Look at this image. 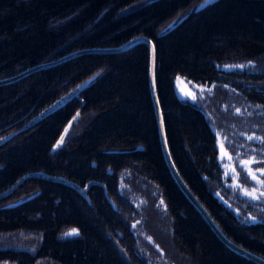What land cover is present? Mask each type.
<instances>
[{
	"label": "trees",
	"instance_id": "16d2710c",
	"mask_svg": "<svg viewBox=\"0 0 264 264\" xmlns=\"http://www.w3.org/2000/svg\"><path fill=\"white\" fill-rule=\"evenodd\" d=\"M199 1L0 0V79L79 48L113 46L133 36H148L155 47V81L168 147L180 175L197 196L198 190H205L201 176L208 170L206 157L214 152L213 140L194 103L176 95L175 76L233 83L224 78L230 73L223 75L217 68L222 63L214 60L226 57L223 61L234 62L244 60L243 53H252L255 64L264 63L260 58L264 56V0H214L186 18L188 6L195 7ZM147 49L146 43L138 41L123 51H86L0 83V137L11 134L0 143V192L32 170L63 176L72 183L28 175L0 196V264L41 263V249L31 254L27 239L36 240L44 232L47 238L52 232L48 239L55 264H124L114 239L130 252L132 236L104 233L107 226L121 229L128 222L111 215L107 205V215L96 212L101 219L107 217L104 229L99 217H90L94 226L83 231L81 242L63 231L65 224L76 226V218H86V210H81L85 198L94 195L89 192L92 187L100 193L106 190L114 209L110 211L122 214L112 195L118 193L115 183L129 172L136 177L127 179L129 189L146 195L156 191L165 202L168 230L154 222L157 216L151 203L146 206L153 215L149 216L153 230L173 234L176 229V243L189 242L203 264H246L231 258L234 253L206 228L170 174L149 90ZM89 77L60 108L22 128ZM66 125L63 143L54 149ZM136 143L142 147L133 148ZM91 179L97 182L87 185ZM260 234L257 240L264 245V232ZM53 235L60 242H54ZM170 246L169 241L166 249Z\"/></svg>",
	"mask_w": 264,
	"mask_h": 264
},
{
	"label": "flooded vegetation",
	"instance_id": "af4514ba",
	"mask_svg": "<svg viewBox=\"0 0 264 264\" xmlns=\"http://www.w3.org/2000/svg\"><path fill=\"white\" fill-rule=\"evenodd\" d=\"M247 64L246 60H239L217 66L218 69L226 73H222L223 75L230 73L224 78H230L233 83L226 82L224 79L219 81L213 79L210 82L199 81L198 84L205 88L198 89L199 93L195 91L196 95L193 101L186 100L194 103L201 112L199 113L202 114L214 146L213 154L206 158L212 169L204 171L201 176L205 183V190L197 189L200 195L197 194L198 197H196L229 239L248 252L264 257V245L257 240V235L264 232V106L261 103V101L264 102V87L257 83L252 85L258 81L253 80L251 83V80L246 79L247 76L237 75L247 74L248 71L238 72L239 69L235 67L243 66L242 68H244ZM252 67L255 68L254 62H252ZM252 76L250 75V77ZM218 82L223 84L219 85ZM243 85H252L253 94L249 89L245 90ZM221 88H225V92ZM141 147L140 144L137 148ZM126 155L131 154L127 152ZM205 172H209V174ZM126 176L130 181L136 178L132 172L127 173ZM120 180L119 178L115 183L118 193L112 196L122 206L123 210L120 212L122 214L110 211L113 207L106 190L100 193L92 187L89 192L94 195L85 198L86 204L81 210H86V218H76V226L68 227L65 224L67 228L63 234L76 236V240L81 242L84 238L83 231L94 226L95 220L91 221L89 218H98L97 211L103 212L104 215L110 212L111 215L113 213L115 216H121L128 224L121 229L114 227L110 229L106 225L108 230L104 235L115 237L118 234L121 237L122 234H125L132 236L128 240L130 252L117 239H114V243L124 259L120 262L124 264H203V260L196 254V249L190 247L189 242L186 244L176 243L178 232L176 229L173 234H167L164 231L153 230L149 226V222L146 220L149 208L143 207V204L151 203L152 209L162 212L165 207L161 196L156 192L153 195H146L140 190H122ZM142 186L136 185L138 189H142ZM250 190L252 191L250 192ZM32 194L26 198L32 197ZM185 197L188 199L186 195ZM18 201L20 199L13 200L6 205L15 204ZM188 201L192 204L189 199ZM106 205L109 212L106 211ZM194 208L196 207L194 206ZM200 215L202 223L216 240L234 253L233 256L231 255L232 259L246 264H263L254 257L239 253L228 246L201 213ZM99 218L104 229L103 222L107 217ZM51 233L48 232L49 239L52 236H50ZM48 238L44 232L36 240L32 237L30 240L27 239V247L31 254L36 249H41L39 256L41 263L39 264H55L52 259L54 255L51 253L53 249H49L52 244ZM57 238L53 235L54 242H60ZM169 241L171 246L166 249V244ZM34 255L36 254L34 253Z\"/></svg>",
	"mask_w": 264,
	"mask_h": 264
},
{
	"label": "water",
	"instance_id": "95a60500",
	"mask_svg": "<svg viewBox=\"0 0 264 264\" xmlns=\"http://www.w3.org/2000/svg\"><path fill=\"white\" fill-rule=\"evenodd\" d=\"M212 1H214V0H202L197 5L196 8H199V7L205 5L209 2H212ZM138 41L146 43L148 48H149V65H148L149 90H150L153 106L155 109V115L157 118L158 131H159V141H160L163 157H164V160H165V162L169 168V171H170L173 179L175 180V182L178 185V187L180 188V190L188 197V199L198 209V211L201 212L202 216L205 218V220L208 222V224L216 231V233L220 236V238L228 246H230L232 249L236 250L239 253L254 257L257 261L262 262L264 264L263 259L257 257L255 254H252V253L248 252L247 250H245L244 248H242L241 246L237 245L236 243H234L231 239H229L224 234V232L217 226L216 222L212 219V217L210 216L208 211L205 210L206 208H204L203 204L199 201V199L196 197V195L192 192V190L189 188V186L185 183V181L180 176V174H179V172H178V170L174 164V161L172 159V156H171V153H170V150L168 147V143H167V139H166V135H165L164 124H163V120H162L161 107H160V103L158 102L157 93H156V86H155V79H154V71H155L154 45H153L152 39H150L147 36H134V37L126 40L125 42H123L121 45H116V46H112V47H95V48L92 47V48L79 49V50H76L74 52L68 53L65 56L59 57L56 60H50V61L38 63L36 65L28 67L27 69H24L23 71H21L17 74L2 78V79H0V83L1 82H10L11 80L18 78L19 76H21V75H23L29 71L35 70L36 68L48 66V65L53 64L59 60H63L65 58H68V57H70L74 54H78L80 52L82 53V52H86V51L122 50V49L130 47L132 44H134ZM90 79L91 78H87L84 81L80 82L78 85H76L74 88H72L66 94L61 96L59 99L52 102L50 105L44 107L40 112H38L35 116H33L30 120H28L25 125H29V124L33 123L34 121L38 120L39 118H42L44 115H47L49 112H51L52 110L57 108L59 105L64 103L66 100L71 98L73 95H76L78 93V91L89 82ZM190 83H192V84H190ZM191 85L193 87H191ZM192 88H196V91H197L198 89L201 90V89H204L205 87L201 84H198L194 80L192 81L190 78H185V76H183V75L177 74L175 76V78H174V90H175L176 95L179 98H187V99L193 101L195 99L194 97L196 95L195 94L196 92H193ZM67 130H68V125L65 126V129L63 130L62 134L56 140V143L54 144V147H53L54 149L59 147L63 143V140H64V137H65ZM10 135L11 134H6V135L0 137V143L5 141L7 138H9ZM28 175H38V176L49 178L52 180L53 179L61 180L60 179L61 176H56V175L54 176V175H50V174H47L44 172L43 173L42 172L25 173L20 178H18L10 187H8L4 191L0 192V196L10 192L12 189H14V187L19 183V181L22 178H24ZM64 180L70 182L69 180H67L65 178H64Z\"/></svg>",
	"mask_w": 264,
	"mask_h": 264
},
{
	"label": "rangeland",
	"instance_id": "374dc122",
	"mask_svg": "<svg viewBox=\"0 0 264 264\" xmlns=\"http://www.w3.org/2000/svg\"><path fill=\"white\" fill-rule=\"evenodd\" d=\"M202 0H200L196 5H195V7L194 6H192V5H190V6H188V9L187 10H185L186 11V13H185V17L187 18L188 16H190L191 14H193V11L192 10H197V9H202V8H204L206 5H208V4H210V3H207V4H205V5H203V6H201V7H199V8H196L197 7V5L201 2ZM192 6V7H191ZM180 20L181 19H179L178 21H176V23H175V25L177 24V23H179L180 22ZM174 25V26H175ZM175 29L176 28H174L173 30H171V32L172 31H175ZM134 37V36H133ZM148 37V36H147ZM132 38V37H131ZM130 39V38H129ZM123 43V42H122ZM122 43H120V44H117V45H121ZM134 44H136V43H134ZM134 44H132L131 46H133ZM113 46H116V45H113ZM130 46V47H131ZM95 48V47H103V46H88V47H83V48H79V49H84V48ZM105 47H112V46H105ZM130 47H128V48H130ZM128 48H125V49H122V50H116V51H101V52H117V51H123V50H126V49H128ZM147 48H148V46H147ZM147 51H148V56H149V48L147 49ZM236 52H237V50H236ZM81 53V52H80ZM79 54V53H78ZM241 56H244L243 58H245L244 60H246V62L248 63L247 64V66L246 67H244V68H242V67H235V68H238L239 70H238V72H243V71H248V73L246 74V79H249V80H251V83L253 82V80H255V81H258V82H255V83H253L252 85H254V84H260L259 86H262V87H264V82H260V79H261V72H264V63L263 64H260V63H256L255 64V70H257L258 72H256V71H254V68L252 67V62L253 61H255L256 62V59H257V57H256V55L254 54H252V53H243V55H241ZM261 61L263 60V58H264V56L263 55H261ZM224 59H227L226 57H224V58H220L218 61L217 60H214V64H216L217 62L218 63H222V64H216L217 66H220V65H223V64H226L227 62L226 61H223ZM221 61H223V62H221ZM262 62H264V61H262ZM154 64H155V60H154ZM36 69H38V68H36ZM35 69V70H36ZM185 70H188V71H191V70H189V69H186L185 68ZM21 72V71H20ZM253 72V73H252ZM19 73V72H18ZM179 75H181V74H179ZM250 75H253V76H255L256 78H254L253 76L252 77H250ZM183 76H185V75H183ZM90 78V77H89ZM185 78H188V77H186L185 76ZM191 79V78H190ZM212 79H214V78H205L204 80H208L209 82H210V80H212ZM192 80V79H191ZM194 80H196V79H194ZM193 81V80H192ZM190 84H192V83H190ZM252 85H243V87L245 88V90L246 89H249L250 91H252V88H251V86ZM191 87H193L192 85H191ZM193 89V92H195L196 91V88H192ZM202 90V89H201ZM197 92L199 93L200 91L199 90H197ZM78 93H79V91H78ZM77 93V94H78ZM252 94H253V91H252ZM80 96V95H79ZM57 99H59V98H57ZM57 99H55L54 101H56ZM186 99V98H185ZM54 101H52V102H54ZM84 102V101H83ZM58 108H60V106L58 107ZM57 108V109H58ZM56 109V110H57ZM55 111V110H54ZM76 111H80V108H78ZM199 111V110H198ZM186 112L187 113H191V114H194L191 110H186ZM200 112V111H199ZM201 113V112H200ZM50 114V113H49ZM49 114H47V115H49ZM47 115H45V116H43L42 118H44V117H46ZM195 115V114H194ZM202 114H200V116H201ZM41 118V119H42ZM76 118H77V116H76ZM201 118H202V116H201ZM203 119V118H202ZM74 121H75V119H74ZM73 122V121H72ZM29 126V125H28ZM26 127V125H23V127L22 128H25ZM13 132H15V131H13ZM209 137H210V134H209ZM138 145H140V144H135V145H133L132 147L133 148H137L138 147ZM52 147H54V146H52ZM128 147H123V148H120V149H127ZM115 150H117V149H115ZM207 158V157H206ZM207 160V159H206ZM208 163V162H207ZM205 168L206 169H212V166H210V164L208 163L207 165H205ZM205 169V170H206ZM31 172H34L33 170L32 171H28V172H26V173H31ZM57 176V175H56ZM60 179H61V181H64V182H66V183H70L71 185H72V183L71 182H68V181H65L64 180V177L62 176V177H60ZM66 179V178H65ZM67 180H69V179H67ZM93 180H95L96 182H97V180L96 179H91V180H89L88 182H87V185L88 184H90V183H92L93 182ZM148 184H152V183H148ZM120 185H121V187L122 188H124V189H129V182H128V180H127V176L126 175H123L122 177H121V180H120ZM153 185H151L150 187H152ZM132 188L133 189H135L134 187H133V185H132ZM252 190H250V192H251ZM154 192V191H153ZM156 192V191H155ZM158 192H156V194H157ZM15 201V200H14ZM19 202V201H18ZM162 203L164 204V211H156V216H157V219L156 218H154V222L157 220V224H159L160 225V227H162L163 228V226H164V229L165 230H168L169 228H170V221H169V219H168V212H167V210H166V205H165V202H164V200H162ZM10 205V204H9ZM147 206V203H145V204H143V207H146ZM207 210V209H206ZM149 216L150 217H153V215L151 214V213H149L148 211H147V213H146V220L149 222ZM150 223V222H149Z\"/></svg>",
	"mask_w": 264,
	"mask_h": 264
},
{
	"label": "bare ground",
	"instance_id": "6f19581e",
	"mask_svg": "<svg viewBox=\"0 0 264 264\" xmlns=\"http://www.w3.org/2000/svg\"><path fill=\"white\" fill-rule=\"evenodd\" d=\"M154 45V44H153ZM154 59H155V47H154ZM154 79H155V71H154ZM155 86H156V81H155ZM156 93H157V98H158V102H159V97H158V92H157V87H156ZM162 112V111H161ZM162 120H163V116H162ZM163 124H164V120H163ZM164 129H165V126H164ZM165 135H166V131H165ZM166 139H167V136H166ZM205 208V207H204ZM206 210V209H205ZM207 211V210H206ZM201 213V212H200ZM207 214V213H206ZM234 242V241H233ZM235 243V242H234ZM237 244V243H236ZM238 245V244H237ZM240 246V245H239ZM254 253V252H253ZM257 257L261 258V259H264L262 256L254 253Z\"/></svg>",
	"mask_w": 264,
	"mask_h": 264
}]
</instances>
